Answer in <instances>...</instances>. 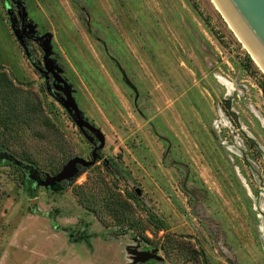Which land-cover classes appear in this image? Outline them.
<instances>
[{
  "label": "rangeland",
  "instance_id": "rangeland-1",
  "mask_svg": "<svg viewBox=\"0 0 264 264\" xmlns=\"http://www.w3.org/2000/svg\"><path fill=\"white\" fill-rule=\"evenodd\" d=\"M0 72V264H264V70L213 0H0Z\"/></svg>",
  "mask_w": 264,
  "mask_h": 264
},
{
  "label": "water",
  "instance_id": "water-1",
  "mask_svg": "<svg viewBox=\"0 0 264 264\" xmlns=\"http://www.w3.org/2000/svg\"><path fill=\"white\" fill-rule=\"evenodd\" d=\"M217 8L223 15L226 22L237 33V35L243 40L248 49L251 52L252 58H254L258 64L264 70V0H213ZM45 60L47 63L49 50H46ZM55 76L64 83V92L67 95L68 104L66 105L74 117V120L84 130L88 128L93 131L101 139V145L105 144V139L101 131L84 120L75 98L72 96L70 85L63 79L61 75L54 72ZM10 158L24 168H30L29 164L23 163L12 154L6 153ZM88 165L93 162H86L81 158H74L67 162L62 170L55 176L48 177L42 184L54 186L57 182H61L63 179L69 176L70 171L76 169L77 164Z\"/></svg>",
  "mask_w": 264,
  "mask_h": 264
},
{
  "label": "trees",
  "instance_id": "trees-1",
  "mask_svg": "<svg viewBox=\"0 0 264 264\" xmlns=\"http://www.w3.org/2000/svg\"><path fill=\"white\" fill-rule=\"evenodd\" d=\"M24 51L32 64L35 67H38L33 45L27 42L26 44H24ZM249 60L252 62V59L250 57ZM259 86L264 96V77L259 82ZM14 88L15 87L13 84V80L7 76L6 72H0V149H7L8 151L11 147L9 140L10 135L18 131L19 125L26 124V113L28 114L29 112L26 111V109H17L18 104L14 100V98L17 96L15 92L12 91V89ZM36 112H38L37 109H35V111L32 113V116ZM28 161L32 162L30 159H28ZM104 164L106 169L111 173H122L121 167L119 165H117L116 167L112 166V164L108 161H105ZM64 182L55 184V188H60L64 184ZM123 203L126 204V202Z\"/></svg>",
  "mask_w": 264,
  "mask_h": 264
},
{
  "label": "flooded vegetation",
  "instance_id": "flooded-vegetation-1",
  "mask_svg": "<svg viewBox=\"0 0 264 264\" xmlns=\"http://www.w3.org/2000/svg\"><path fill=\"white\" fill-rule=\"evenodd\" d=\"M4 151H7V152H9L7 149H0V153L1 152H4ZM11 153V152H10ZM12 155H14L13 153H11ZM14 156H16V155H14ZM17 157V156H16ZM24 163H26V162H24ZM16 167H18L20 170H26L27 168H24L22 165H19V164H17L16 165ZM41 179H44V176H41ZM53 188H55V185L53 186ZM263 192H264V189H263ZM263 230H264V227H263Z\"/></svg>",
  "mask_w": 264,
  "mask_h": 264
}]
</instances>
